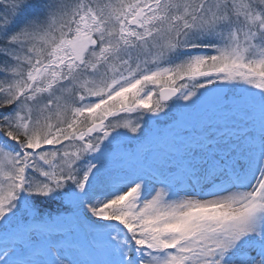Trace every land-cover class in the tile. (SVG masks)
I'll return each instance as SVG.
<instances>
[{"label":"snow or ice","instance_id":"obj_1","mask_svg":"<svg viewBox=\"0 0 264 264\" xmlns=\"http://www.w3.org/2000/svg\"><path fill=\"white\" fill-rule=\"evenodd\" d=\"M0 264H264V0H0Z\"/></svg>","mask_w":264,"mask_h":264},{"label":"rangeland","instance_id":"obj_2","mask_svg":"<svg viewBox=\"0 0 264 264\" xmlns=\"http://www.w3.org/2000/svg\"><path fill=\"white\" fill-rule=\"evenodd\" d=\"M213 115V109H210L204 113L201 114H194L191 113L190 115H188L185 119V126L187 127H193L201 118L207 119V118H211ZM136 118V115H133V119ZM161 127H163V123H161L160 125ZM129 135H131L129 133ZM167 150L166 145H165V139L162 140L161 136H154L152 141H151V151L153 153V156H160L163 155L164 152ZM69 258H72L71 256Z\"/></svg>","mask_w":264,"mask_h":264},{"label":"water","instance_id":"obj_3","mask_svg":"<svg viewBox=\"0 0 264 264\" xmlns=\"http://www.w3.org/2000/svg\"><path fill=\"white\" fill-rule=\"evenodd\" d=\"M210 105H211V103L208 102V103L204 104L203 106H201L197 111H200V110H202V109H204V108H207V107L210 106ZM195 112H196V111H195Z\"/></svg>","mask_w":264,"mask_h":264},{"label":"trees","instance_id":"obj_4","mask_svg":"<svg viewBox=\"0 0 264 264\" xmlns=\"http://www.w3.org/2000/svg\"><path fill=\"white\" fill-rule=\"evenodd\" d=\"M161 123H163V122H161ZM157 136H159V135H157ZM161 139L162 140H164V138L163 137H161ZM165 145H166V148L168 147V145H167V143L165 142ZM56 206L55 205H53V208H55Z\"/></svg>","mask_w":264,"mask_h":264}]
</instances>
